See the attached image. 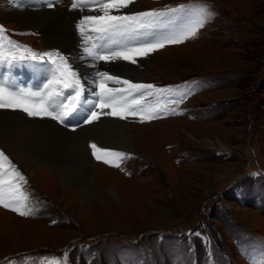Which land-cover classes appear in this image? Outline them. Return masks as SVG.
I'll return each instance as SVG.
<instances>
[{"label":"rangeland","instance_id":"374dc122","mask_svg":"<svg viewBox=\"0 0 264 264\" xmlns=\"http://www.w3.org/2000/svg\"><path fill=\"white\" fill-rule=\"evenodd\" d=\"M180 4L207 5L213 16L194 38L156 51L137 69L144 83L198 87L183 104L171 105L183 115L123 120L130 124L127 132L135 133L134 151L112 148L131 154L117 161L120 167L91 156L95 164L84 175L94 186L91 195L62 185L52 172L35 167L30 174L0 141L28 179L24 192L35 209L21 216L0 206V259L11 256L10 264H62L65 255L68 264L264 260V0H138L136 10ZM20 5L0 0V25L10 38L36 52L62 50L44 46L23 13L33 9ZM91 133L79 135L90 155ZM104 168L110 173L101 174Z\"/></svg>","mask_w":264,"mask_h":264},{"label":"snow or ice","instance_id":"6c2138e0","mask_svg":"<svg viewBox=\"0 0 264 264\" xmlns=\"http://www.w3.org/2000/svg\"><path fill=\"white\" fill-rule=\"evenodd\" d=\"M64 0H41L42 6L56 8ZM138 0H70L68 8L80 15L75 29L81 37L80 51L69 56L60 50L36 52L12 40L0 25V65L24 64L45 79L36 86H22L16 80L0 79V110L21 112L39 121L51 120L72 131L101 122L102 117L141 123L170 115H183L178 107L198 85L157 86L123 78L120 73L99 70L100 63L138 65L151 54L194 38L213 13L207 5L180 4L137 11ZM84 62L94 71L83 74L75 65ZM155 97V103L149 97ZM97 161L120 167L117 161L131 154L110 147L89 144ZM115 158V159H112ZM28 179L0 150V206L21 216L34 214L24 186ZM48 264H61L53 260ZM62 264H68L67 256ZM252 264H258L253 260ZM259 264H264L261 260Z\"/></svg>","mask_w":264,"mask_h":264},{"label":"bare ground","instance_id":"6f19581e","mask_svg":"<svg viewBox=\"0 0 264 264\" xmlns=\"http://www.w3.org/2000/svg\"><path fill=\"white\" fill-rule=\"evenodd\" d=\"M38 2L40 0H27L28 6L34 11L23 12L29 19L28 26L38 29L42 34L44 46H55L76 56L80 51L81 37L75 29V22L80 14L69 10L70 0H64L56 8L51 9L39 7ZM144 63V59L140 61L141 65ZM118 64L120 66H106L101 62L99 70H115L118 72L113 73H120L127 78L132 77L135 82H143L137 65L127 62ZM75 66L83 74L94 71L84 62H79ZM98 123L100 124L84 125L72 131L50 120L39 121L28 118L26 114L18 111L3 110L0 112V141L10 156L20 166L29 169L30 174L33 175L31 169L35 167L52 172L58 176L62 185L72 184L77 186L82 194L91 195L94 186L84 175L95 163L88 146L84 145L87 142L79 136L81 132L87 130L93 132L91 133L95 137L93 141L98 146L134 151L132 141L135 133L127 132L130 124L110 117H102ZM91 126L93 127L90 129ZM108 169L104 168L100 173L104 174L106 170L110 173Z\"/></svg>","mask_w":264,"mask_h":264}]
</instances>
